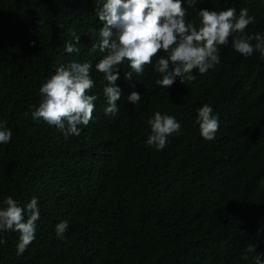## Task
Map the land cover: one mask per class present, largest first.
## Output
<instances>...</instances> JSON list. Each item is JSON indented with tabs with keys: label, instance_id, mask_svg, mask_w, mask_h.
<instances>
[{
	"label": "trees",
	"instance_id": "trees-1",
	"mask_svg": "<svg viewBox=\"0 0 264 264\" xmlns=\"http://www.w3.org/2000/svg\"><path fill=\"white\" fill-rule=\"evenodd\" d=\"M103 0H0V123L12 131L0 144V207L11 196L25 206L38 199L36 238L17 256L19 232H0V264H255L264 259V58L220 48V63L171 88L156 85V61L144 72L118 65L119 111L106 115L103 74L90 52L102 27ZM198 11L243 8L255 17L249 34L264 35V0H196ZM80 36L79 52L65 51ZM255 43V41H253ZM93 65V118L80 135L65 139L55 126L34 121L39 88L59 65ZM132 91L139 103L127 102ZM204 104L219 118L212 141L196 124ZM157 111L174 116L179 134L157 151L146 144L147 120ZM28 113V115H25ZM27 219V216L25 217ZM68 222L64 239L55 226ZM249 244L256 253L241 259Z\"/></svg>",
	"mask_w": 264,
	"mask_h": 264
},
{
	"label": "clouds",
	"instance_id": "clouds-1",
	"mask_svg": "<svg viewBox=\"0 0 264 264\" xmlns=\"http://www.w3.org/2000/svg\"><path fill=\"white\" fill-rule=\"evenodd\" d=\"M196 0H188L192 7ZM96 15L102 24L98 30V42L92 44L90 52L99 50L106 53L95 64L97 72L103 74L106 85L103 94L106 100L104 112L115 116L119 111L117 101L121 99V89L116 82L120 78L118 65L128 62L131 71L125 73V79L131 81L133 72L141 75L146 65L161 51L166 55L156 61L154 70L159 73L156 85L171 88L179 78L181 84L195 80L194 70L205 74L220 63V48L227 46L231 38L233 50L244 57L258 52L264 58V35L249 34L248 26L255 23V17L243 8L237 15L235 8L221 11L200 9L199 26L186 20V9L182 0H103L96 9ZM75 43H65L69 54L79 52L76 44L80 36L69 30ZM255 41V43H253ZM92 63L70 62L59 65L54 74L46 78L39 88L41 100L31 112L34 121L46 122L55 126L64 135H80L78 126H87L93 118L96 95L89 93L95 87L91 78ZM141 100V94L132 91L127 102L135 105ZM28 115V113H25ZM150 134L146 144L162 151L168 137L179 134L181 125L174 116L157 111L147 120ZM196 124L200 135L206 141L215 139L219 130V118L213 114V108L204 104L197 110ZM12 131L5 123H0V144L10 143ZM0 207V232H19L16 254L22 255L36 238V221L40 219L38 199L31 198L25 206L18 205L11 196L3 200ZM27 216V219L25 217ZM68 222L61 221L55 226L56 236L64 239ZM6 241L0 239V244ZM249 253H256V245L249 244L241 259L247 260ZM255 264H264L259 254Z\"/></svg>",
	"mask_w": 264,
	"mask_h": 264
}]
</instances>
